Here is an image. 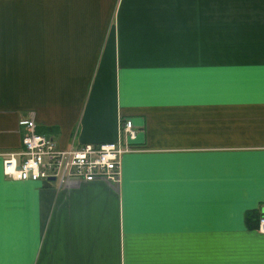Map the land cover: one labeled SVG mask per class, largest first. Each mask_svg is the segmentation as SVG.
Returning <instances> with one entry per match:
<instances>
[{
    "label": "crops",
    "instance_id": "0c3cea01",
    "mask_svg": "<svg viewBox=\"0 0 264 264\" xmlns=\"http://www.w3.org/2000/svg\"><path fill=\"white\" fill-rule=\"evenodd\" d=\"M29 116L63 147L136 137L117 184L0 158L2 264H264V0H0V150Z\"/></svg>",
    "mask_w": 264,
    "mask_h": 264
},
{
    "label": "built area",
    "instance_id": "2783aa9c",
    "mask_svg": "<svg viewBox=\"0 0 264 264\" xmlns=\"http://www.w3.org/2000/svg\"><path fill=\"white\" fill-rule=\"evenodd\" d=\"M19 124L23 126L20 147L0 151L4 174L15 180L56 183L57 187L95 180L119 183L122 155L131 150L127 140L136 137L132 120L128 118H120L119 122L124 141L64 147L51 136L37 132L32 116L21 118ZM257 230L264 234V208Z\"/></svg>",
    "mask_w": 264,
    "mask_h": 264
},
{
    "label": "rangeland",
    "instance_id": "374dc122",
    "mask_svg": "<svg viewBox=\"0 0 264 264\" xmlns=\"http://www.w3.org/2000/svg\"><path fill=\"white\" fill-rule=\"evenodd\" d=\"M0 151H3V150H0ZM49 184H47V186H48ZM43 186H45V185H43Z\"/></svg>",
    "mask_w": 264,
    "mask_h": 264
},
{
    "label": "snow or ice",
    "instance_id": "6c2138e0",
    "mask_svg": "<svg viewBox=\"0 0 264 264\" xmlns=\"http://www.w3.org/2000/svg\"><path fill=\"white\" fill-rule=\"evenodd\" d=\"M0 264H2V262H0Z\"/></svg>",
    "mask_w": 264,
    "mask_h": 264
},
{
    "label": "water",
    "instance_id": "95a60500",
    "mask_svg": "<svg viewBox=\"0 0 264 264\" xmlns=\"http://www.w3.org/2000/svg\"><path fill=\"white\" fill-rule=\"evenodd\" d=\"M51 180H53V178H51Z\"/></svg>",
    "mask_w": 264,
    "mask_h": 264
}]
</instances>
